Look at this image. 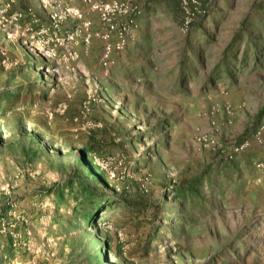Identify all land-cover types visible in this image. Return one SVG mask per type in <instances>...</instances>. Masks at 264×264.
<instances>
[{
	"label": "rangeland",
	"instance_id": "374dc122",
	"mask_svg": "<svg viewBox=\"0 0 264 264\" xmlns=\"http://www.w3.org/2000/svg\"><path fill=\"white\" fill-rule=\"evenodd\" d=\"M129 2L110 68L67 39L66 8L101 30L83 0H0V264H99L94 236L103 264H264V0ZM90 141L133 200L91 225Z\"/></svg>",
	"mask_w": 264,
	"mask_h": 264
},
{
	"label": "built area",
	"instance_id": "2783aa9c",
	"mask_svg": "<svg viewBox=\"0 0 264 264\" xmlns=\"http://www.w3.org/2000/svg\"><path fill=\"white\" fill-rule=\"evenodd\" d=\"M89 7V11L98 17L101 30L93 29V23L86 19L78 8H66L61 18L71 16L81 20L82 24L77 26L67 35L71 42L80 40L89 44L93 38L102 41L99 63L103 67L109 66L111 55L116 50H123L129 40L132 30L136 26L137 15L140 10L129 0H83ZM69 56L77 57L76 52L69 53Z\"/></svg>",
	"mask_w": 264,
	"mask_h": 264
},
{
	"label": "trees",
	"instance_id": "16d2710c",
	"mask_svg": "<svg viewBox=\"0 0 264 264\" xmlns=\"http://www.w3.org/2000/svg\"><path fill=\"white\" fill-rule=\"evenodd\" d=\"M80 154V167L74 168L71 171L68 181L74 180L87 198L88 210L82 214V219L86 224L91 225L96 219L109 218L112 215V210L117 202L121 203L125 208H131L133 204L130 203L133 200L126 198L124 190H121V193H117L113 186L107 188L106 184H103L100 181V179H102V174L94 172L97 168L94 161L89 164L91 167L88 169V160L95 159L98 154V150L94 149V144L90 141ZM136 202L138 203L137 199H135V203ZM92 239H95L94 245L97 247L95 251H99V264H103L104 259H106L103 253L109 252V241H101L98 236H94ZM92 255L96 256L94 252ZM109 263L115 264L112 261H109Z\"/></svg>",
	"mask_w": 264,
	"mask_h": 264
},
{
	"label": "crops",
	"instance_id": "0c3cea01",
	"mask_svg": "<svg viewBox=\"0 0 264 264\" xmlns=\"http://www.w3.org/2000/svg\"><path fill=\"white\" fill-rule=\"evenodd\" d=\"M98 41H99V43H101L100 48H102V41L101 40H97L96 42H98ZM131 42H133V41H131ZM127 51H128V48L127 49H123V51H121V53L120 52L116 53V51H114L112 53V58H111L112 59L111 65H113V66H111L110 68H114L115 66H116V68H119V66L122 68V65H123V63L125 61L124 55L127 54Z\"/></svg>",
	"mask_w": 264,
	"mask_h": 264
},
{
	"label": "bare ground",
	"instance_id": "6f19581e",
	"mask_svg": "<svg viewBox=\"0 0 264 264\" xmlns=\"http://www.w3.org/2000/svg\"><path fill=\"white\" fill-rule=\"evenodd\" d=\"M92 244H94V242H95V239H92L91 241H90ZM104 261H105V263H106V259H104Z\"/></svg>",
	"mask_w": 264,
	"mask_h": 264
}]
</instances>
